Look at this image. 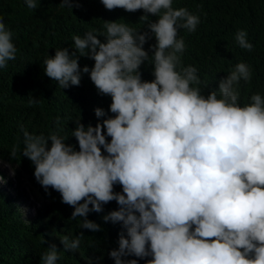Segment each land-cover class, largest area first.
Segmentation results:
<instances>
[{"label":"clouds","instance_id":"1","mask_svg":"<svg viewBox=\"0 0 264 264\" xmlns=\"http://www.w3.org/2000/svg\"><path fill=\"white\" fill-rule=\"evenodd\" d=\"M24 2L37 8V0ZM101 3L109 11L143 10L140 20L158 19L143 33L105 21L106 32L99 35L105 42L91 31L83 38L74 35L71 52L56 49L44 60L45 75L59 88L80 86L88 74L111 103L107 112L95 108V116L104 118L95 126L75 121L78 150L68 138L30 134L21 125L22 155L35 166V179L59 192L74 209L71 218L82 217L81 228L92 232L101 225L89 213L116 201L119 209L103 216L106 223L122 225L118 248L109 253L115 264H264V96L254 93L241 106L238 90L241 80L251 82L250 66L236 64L218 90L204 95L197 68L183 66L186 45L178 38L180 29L197 30L198 15L174 8L173 0ZM74 5L76 0L60 4L69 10ZM12 35L0 16V69L16 59ZM153 37L156 43L145 50ZM235 40L253 50L246 30L237 31ZM80 57L94 66L81 68ZM149 60L151 81L141 72ZM16 151L13 147L12 158ZM82 236L63 237L64 250H78ZM58 259L55 245L42 256L43 264Z\"/></svg>","mask_w":264,"mask_h":264},{"label":"trees","instance_id":"2","mask_svg":"<svg viewBox=\"0 0 264 264\" xmlns=\"http://www.w3.org/2000/svg\"><path fill=\"white\" fill-rule=\"evenodd\" d=\"M60 4L61 0H37V8L29 9L24 0H0V16L12 32V42L18 50L16 59L0 69V159L15 169L18 179H26L42 199L35 218L27 220L18 197L11 198L0 188V264H43V254L53 245L59 256L56 264H115L109 253L118 248L123 230L120 223L103 220L108 212L119 209L116 201L104 205L101 213H89L88 219L101 225L98 232L82 229V217L71 218L74 209L62 202L61 194L52 188L45 190L35 179V166L22 155L24 136L20 126L30 134L47 137L55 133L68 138L66 143L78 150V142L72 137L75 121L95 126L104 119L95 116V108L107 112L111 98L98 94L88 74L82 75L80 86L59 88L57 81L45 75L44 60L54 57L56 49L69 48L71 52L74 35L83 38L90 31L98 36L105 33V21L123 23L143 33L148 31V23L158 18L149 15L146 21L140 20L145 15L143 10L109 11L101 0H76L78 6L72 10ZM173 7L187 8L200 17L195 32L180 29L178 38H183L186 45L181 56L183 66L197 68L202 94L218 90L219 81L236 64L244 62L250 66L252 78L250 83L241 80L238 85L241 106L249 103L254 93L264 96V0H173ZM239 30H246L252 51L241 49L236 43ZM98 38L105 42V37ZM155 43L153 37L145 44V50ZM79 63L81 68L94 66L87 57H80ZM141 72L144 80L154 79L151 60L141 66ZM32 98L38 103L30 105ZM50 144L49 141V147ZM13 147L17 150L14 158L10 155ZM114 190L121 192L122 188L116 185ZM81 232L79 249L65 251L61 239L67 236L70 241L75 240ZM139 264H146V260H139Z\"/></svg>","mask_w":264,"mask_h":264},{"label":"rangeland","instance_id":"3","mask_svg":"<svg viewBox=\"0 0 264 264\" xmlns=\"http://www.w3.org/2000/svg\"><path fill=\"white\" fill-rule=\"evenodd\" d=\"M0 174L3 177L0 188L5 190L11 198L18 197V204L24 217L27 220L34 219L38 208L42 205L40 195L31 188L26 179H18L15 169L9 164L0 163Z\"/></svg>","mask_w":264,"mask_h":264}]
</instances>
